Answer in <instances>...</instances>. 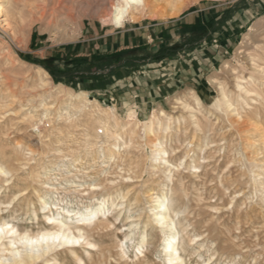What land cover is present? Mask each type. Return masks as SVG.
I'll use <instances>...</instances> for the list:
<instances>
[{
	"label": "rangeland",
	"instance_id": "1",
	"mask_svg": "<svg viewBox=\"0 0 264 264\" xmlns=\"http://www.w3.org/2000/svg\"><path fill=\"white\" fill-rule=\"evenodd\" d=\"M87 1L96 6L102 0ZM154 2L142 14L139 10L133 13L138 21L131 18L127 21L133 27L146 26L149 22L164 23L162 26L167 23L171 29L178 26L175 29L178 42L165 45L176 40L171 34L163 36L162 47L153 45L158 48L156 54L169 49L177 56L160 58L161 55L158 59L146 50L147 45L119 49L124 45L122 42L112 40V35L104 36L118 26L112 22L104 24L99 10H89L86 5L83 8L77 5L70 11L59 9L54 15L47 12L44 19L35 20L46 5L44 0L20 2L21 19L24 18L13 37V0H0L5 15L10 17L12 41L17 42L15 45L0 33V48L4 53L0 49V164L11 172L8 186L0 178V194H3L0 218L5 214L21 231L28 229L35 233L49 228L38 194L51 196L58 208L67 206L76 211L95 207L102 199L118 203L119 193L127 194L123 205L110 207V212L100 218L101 224L86 230L94 247L77 246L76 256L70 247L59 246L48 257V263L40 264L52 263L53 258L64 264H169L163 248L169 230L161 229L151 209L153 197L167 191L171 184L178 199L177 208L183 210H178L175 220L187 247L181 251L186 264H264V147L252 145L260 139L256 128L264 129V78L255 86L259 95L245 94L235 86V76L248 78L252 74L249 67L253 61L264 65V0ZM152 6L166 15L152 18ZM205 7H210L205 11L207 16L220 12V25L231 18L226 27L233 32L238 29L234 43L226 47L224 56L208 75L202 78V72H196L191 87L181 88L146 109L127 108L123 100L115 95L112 98L111 93L88 92L105 88L124 74L166 67L187 59L193 51L197 53V49L190 47L199 44L205 31L190 32L184 26L188 15L201 13ZM242 17L246 23H242ZM60 19H64L63 23ZM226 36L230 37L228 32ZM219 42L217 37L202 48L218 46ZM136 61L144 66L134 65ZM147 61L150 66H145ZM225 63L229 64L228 69L223 68ZM70 74L72 78L66 77ZM42 79L46 85H42ZM219 84L231 95L233 107L247 123H235L233 111L224 106L219 110L216 105ZM79 93L89 102L79 98ZM195 97L200 99L199 104ZM178 98L194 108L185 109ZM160 110L172 117V128L150 137L139 121L149 120ZM131 111L136 117H129ZM99 120H107L123 140L117 142L115 137L106 135ZM162 120L166 121L165 116ZM134 129L138 134L130 142ZM157 137L167 148L169 162L179 166L172 182L161 168L153 167L152 140ZM123 141L127 146L117 150V143L123 146ZM194 165L200 166L199 176L193 174ZM92 184L97 187H91ZM53 186L58 189H52ZM52 210L57 214L58 209ZM194 237L201 247L188 246L189 239ZM120 242L124 243L126 256L121 253Z\"/></svg>",
	"mask_w": 264,
	"mask_h": 264
},
{
	"label": "bare ground",
	"instance_id": "2",
	"mask_svg": "<svg viewBox=\"0 0 264 264\" xmlns=\"http://www.w3.org/2000/svg\"><path fill=\"white\" fill-rule=\"evenodd\" d=\"M24 2L26 0H13V15L11 18L13 19V37L16 36V30L21 24V10L19 8L20 2ZM46 2L45 7L43 8V11L41 12L40 16H38L35 20H42L44 19L47 12H50L51 15H54L56 12H58L59 9L64 10H72L75 6H82L86 5L89 10L97 9L99 10L100 19L104 24H108L112 22L114 25L120 27H123V24L125 21H127L128 18H131L133 20H136L137 18L133 15V13L138 12L143 13L146 8L151 6V4L154 2V0H102L99 5H92L87 0H44ZM93 1V0H92ZM91 1V2H92ZM98 1V0H97ZM184 1V0H182ZM30 2V1H29ZM163 2V1H161ZM170 2V1H169ZM173 2V1H172ZM36 3V2H35ZM155 3V2H154ZM158 3V2H157ZM38 4V3H37ZM34 5V4H32ZM31 5V6H32ZM41 5V4H40ZM164 5V4H162ZM22 6V5H21ZM153 7V6H152ZM160 7V6H159ZM162 7V6H161ZM160 7V8H161ZM155 7H153L154 9ZM169 8V7H168ZM181 8V7H180ZM78 9V8H77ZM163 9V8H162ZM84 10V9H83ZM82 10V12H83ZM165 10V9H164ZM148 11V10H147ZM9 12H11L9 10ZM64 12V11H63ZM94 11L93 13H95ZM98 12V11H97ZM169 12V11H168ZM171 12V11H170ZM167 13V11H166ZM176 12H172L171 14H175ZM12 14V13H11ZM9 14V15H11ZM84 14V13H82ZM89 14V13H88ZM138 14V13H137ZM39 15V14H38ZM57 15V14H56ZM86 15V14H85ZM98 15V14H97ZM166 14L161 9H154L152 11V18H158L165 16ZM168 15V14H167ZM24 16V15H23ZM141 16V15H140ZM139 16V17H140ZM143 16V15H142ZM149 16V15H148ZM10 17H7L4 13L3 7L0 5V33H3L4 36H8L11 41V32H10ZM26 18V16H25ZM30 18V17H29ZM58 18V17H57ZM62 18V17H61ZM68 18V16H67ZM66 18V19H67ZM85 18V17H84ZM87 18V17H86ZM93 18V17H92ZM151 18V14H150ZM65 19V18H64ZM64 19H60L63 23ZM83 19V18H82ZM66 21V20H65ZM72 21V18H71ZM138 21V19H137ZM24 22V21H23ZM31 22V21H30ZM83 22V21H82ZM89 22V21H88ZM25 23V22H24ZM73 24V23H72ZM81 24V23H80ZM12 27V26H11ZM57 27V25H56ZM58 28V27H57ZM2 36V35H1ZM247 40V39H246ZM10 41V40H9ZM248 41V40H247ZM13 42V41H12ZM15 42V41H14ZM13 42V43H14ZM11 43V42H10ZM17 43V42H15ZM14 43V44H15ZM12 44V43H11ZM1 45V44H0ZM16 45V44H15ZM18 46V45H17ZM3 47V46H2ZM9 47V46H8ZM16 48V46H14ZM261 47V46H260ZM18 48V47H17ZM2 49V48H0ZM242 50H240L241 52ZM5 52V51H4ZM3 53V49H2ZM1 53V54H2ZM9 53V52H8ZM244 53V52H243ZM257 53V52H256ZM0 54V56H1ZM4 54V53H3ZM6 54V53H5ZM249 57V56H248ZM5 58V57H4ZM252 63V61H251ZM247 67V66H246ZM224 69L229 68V64L225 63L223 66ZM252 74L248 76H235V86L245 94H254L259 95L260 92L256 89V84L260 79L264 78V65L254 62L252 63L251 67ZM8 69H6L7 71ZM43 70V68H41ZM233 71V69H231ZM8 72V71H7ZM47 75V72L44 71ZM236 72V71H234ZM243 72V71H242ZM5 73V72H4ZM10 73V72H9ZM257 74V75H256ZM7 75V73H6ZM2 76V75H1ZM9 76V75H8ZM11 76V75H10ZM9 76V77H10ZM40 76V75H39ZM8 78V77H7ZM39 78V77H38ZM3 81V80H2ZM213 81V80H212ZM42 85H46L44 82L45 80H41ZM217 83V81H214ZM9 83V82H8ZM41 85V84H40ZM224 85V84H223ZM258 85V84H257ZM220 88V97L217 100V107L220 109L225 108L233 111L232 114L234 115V122L235 123H247V120H242L241 116H239V113L236 112L237 108L233 107V102L230 97L227 95V93L224 91V88L219 84ZM264 86V85H263ZM262 87V86H261ZM7 88V87H6ZM1 89V88H0ZM7 90V89H6ZM13 90V89H12ZM11 90V91H12ZM2 92V91H1ZM9 93V92H8ZM7 93V94H8ZM235 93V92H233ZM237 94V93H236ZM79 98H83L82 100H86V96L82 93L78 94ZM2 97V96H1ZM7 97V96H6ZM85 97V98H84ZM255 97V96H254ZM5 98V97H4ZM241 98V96H240ZM248 98V97H247ZM257 98V97H255ZM253 98V99H255ZM1 99V98H0ZM9 100V98H7ZM216 99V98H215ZM233 99V98H232ZM243 99V98H241ZM251 99V100H253ZM175 100V99H174ZM178 100H181L178 98ZM196 102L199 104L200 99L198 97H195ZM42 101V100H41ZM86 101L89 102V99ZM245 101V100H244ZM254 101V100H253ZM246 102V101H245ZM250 102V101H249ZM257 102V101H256ZM3 103V102H2ZM253 103V102H251ZM181 104H183L185 109H192L186 102H183L181 100ZM197 104V105H198ZM238 104V103H236ZM34 105V104H33ZM42 105L46 107L45 102H42ZM247 105H249L247 103ZM12 106V105H11ZM36 106V105H35ZM86 106V105H83ZM260 107V106H259ZM183 108V109H184ZM49 109V107H47ZM258 109V108H256ZM258 111V110H257ZM112 112V111H111ZM110 112V113H111ZM224 112V111H223ZM229 112V111H228ZM239 112V111H238ZM249 113V112H247ZM3 114V113H2ZM5 114V112H4ZM241 114V113H240ZM111 115L115 116L114 112L111 113ZM130 116H135V112L131 111L129 112ZM191 115V114H190ZM165 116V122L163 123L162 117ZM251 117V115H248ZM253 116V115H252ZM260 116V115H259ZM3 117V116H2ZM70 116L69 118H71ZM193 117V114H192ZM244 117V116H243ZM255 117V115H254ZM109 118V117H108ZM131 118V117H130ZM199 119V118H197ZM258 119V118H257ZM193 120V119H192ZM250 120V119H249ZM252 121V120H251ZM255 121V120H254ZM99 122L102 125V130L105 131L106 135H111L116 138V141L119 142V140H123L121 137V133L115 129H113L112 126H110V123L107 122V120H99ZM144 124L143 131L146 135H149L150 137H153L157 135V133L160 130L168 131L172 128V117L169 115H166L164 110H160L158 113H153L150 116V119L147 121H139ZM196 122V121H195ZM257 123V121H256ZM261 123V122H260ZM196 124V123H195ZM259 125V123H257ZM199 125V124H197ZM251 125V123H250ZM130 126V125H129ZM262 126V124L260 125ZM142 127V126H141ZM233 127V125H232ZM213 128V127H212ZM211 128V129H212ZM207 129V128H206ZM259 132L260 139L256 142H252L253 146L257 147V145H260L264 147V129L261 127L256 128ZM123 130V128H122ZM124 130H126L124 128ZM142 130V129H141ZM236 130V129H235ZM197 132V131H196ZM243 132V131H242ZM137 133L136 129L132 130L130 142L133 138V136ZM138 134V133H137ZM194 135V134H193ZM210 135V134H209ZM258 135V136H259ZM194 137V136H193ZM212 138V137H211ZM246 138V137H245ZM250 138V137H249ZM247 138V139H249ZM252 138V137H251ZM145 139V138H144ZM256 139V138H254ZM233 140V139H232ZM255 141V140H253ZM213 142V141H210ZM234 142V140H233ZM239 143V142H238ZM237 143V144H238ZM125 144L127 146V142L123 141V146L120 143H117V150H120V148L125 147ZM240 144V143H239ZM251 144V143H250ZM249 144V145H250ZM233 145V144H232ZM230 146V145H229ZM152 162L154 168H161L166 175V178L169 182H172L174 179L175 172H179V166H174L172 163L169 162L167 158V148L164 146L162 140L160 138H154L152 140ZM192 147V146H191ZM190 147V148H191ZM194 147V146H193ZM233 147V146H231ZM213 148V147H212ZM211 148V149H212ZM217 148V147H216ZM252 148V146H251ZM254 148V147H253ZM3 149V148H2ZM29 149V148H28ZM193 149V148H192ZM246 149V148H245ZM249 149V147H248ZM191 150V149H190ZM255 150V149H254ZM30 151V150H29ZM188 151V150H187ZM202 151V150H201ZM204 151V150H203ZM216 151V150H215ZM252 151V149H251ZM2 152V151H1ZM6 152V151H5ZM210 152V151H209ZM213 152V150H212ZM217 152V151H216ZM257 152V151H256ZM189 153V152H188ZM215 153V152H214ZM213 153V154H214ZM230 153V152H228ZM233 153V150H232ZM258 153V152H257ZM262 153V152H261ZM5 154V153H4ZM29 154V153H27ZM211 154V153H210ZM250 154V153H249ZM197 155V153H196ZM259 155V154H258ZM202 156V155H201ZM210 156V155H208ZM207 156V157H208ZM214 156V155H212ZM236 156V155H235ZM115 157V156H113ZM232 157V156H231ZM237 157V156H236ZM253 157V156H252ZM233 158V157H232ZM203 159V158H202ZM225 159V158H224ZM227 159V158H226ZM231 159V158H230ZM206 160V159H205ZM214 160V158H213ZM216 160V159H215ZM242 160V159H241ZM253 160V159H252ZM262 159H260L261 161ZM218 161V160H217ZM229 161V160H228ZM232 161V160H231ZM194 162V161H193ZM192 162V163H193ZM227 162V161H226ZM253 162V161H251ZM3 163V162H2ZM214 163V162H213ZM233 163V162H232ZM255 163V162H254ZM11 164V163H10ZM13 164V162H12ZM195 164V162H194ZM217 164V163H216ZM221 165V164H220ZM19 166V165H18ZM218 166V165H217ZM235 166V165H234ZM198 167L200 166H193V174L196 176H199ZM227 168V167H226ZM191 169V168H190ZM208 169V168H207ZM211 169V168H210ZM13 171V170H12ZM229 171V170H228ZM255 172V171H254ZM10 170L7 169L6 166L3 164H0V178H3V181L5 182L4 185H9V175ZM205 173V172H204ZM208 173V172H207ZM224 174V173H223ZM222 175V173H221ZM209 176V175H208ZM12 177V176H11ZM123 178V176H121ZM179 177V176H177ZM206 177V176H205ZM230 177V176H229ZM254 177V176H252ZM251 177V178H252ZM199 178V177H198ZM226 178V177H224ZM233 178H230V180ZM258 179V178H257ZM134 180V179H133ZM205 180V179H204ZM212 180V179H211ZM226 180V179H224ZM208 181V180H207ZM205 181V182H207ZM235 181V180H232ZM258 181V180H257ZM12 182V181H11ZM209 182V181H208ZM219 182V181H218ZM222 182V181H221ZM230 182V181H228ZM255 182V180H254ZM260 182V181H259ZM183 183V182H182ZM12 184V183H11ZM171 184V183H170ZM228 184V183H227ZM172 185V184H171ZM167 189V191L162 192L160 195H156L153 197L154 204L152 205L151 211H153L154 220L158 225H160L162 230H169L168 237L166 239V242L164 244V251L166 253L167 261L169 264H186L185 258L182 254V250L185 251L187 248L184 243V239H181L180 237V231L177 228V222L176 217L179 215V211L183 210L180 208H177V198H175V194L173 193V188ZM179 185V184H178ZM49 187V186H48ZM91 187L96 188L97 184H92ZM213 187V186H212ZM51 188V187H50ZM1 189V187H0ZM52 189H58L55 186L52 187ZM2 190V189H1ZM9 190V189H8ZM226 190V189H225ZM53 191V190H52ZM235 192V191H234ZM184 193V192H183ZM2 194V193H1ZM0 194V195H1ZM6 194V193H5ZM233 194V193H232ZM3 195V194H2ZM153 195V194H152ZM183 195V194H182ZM127 194L126 193H119L118 198L119 202L115 203L114 200L110 198L111 201L108 199H102L99 204L95 207H87L83 211H76V209L70 210L67 206H60L58 208V204L56 203V200L53 199L51 196H48V194H38V200L41 207V210L44 212L46 219L48 220L49 228L46 229H40L37 232H31L30 230L26 229L21 231V229L18 228L15 224H13L10 221V218L7 219L4 216H1L0 218V264H40L41 261L48 263L50 260L48 257L52 254V252L59 246H65L70 247L71 251L76 255L75 248L77 246L82 245H88L93 246L94 243H92L87 235V229H89L91 226H96L98 224H101L103 221L100 219L101 217H104L107 213L110 212V207H117L121 206L125 203V199ZM226 196V195H225ZM252 196V195H251ZM250 196V197H251ZM2 197V196H1ZM151 197V196H150ZM55 198V197H54ZM8 199V198H7ZM231 200V198H230ZM3 201V200H2ZM2 201H0V206L2 205ZM9 201V200H7ZM180 201V200H179ZM203 201V199H202ZM236 201V200H235ZM152 202V203H153ZM7 203V202H6ZM10 203V201H9ZM12 203V201H11ZM250 203V202H249ZM4 204V203H3ZM245 204V203H244ZM255 204V203H254ZM253 204V205H254ZM28 205V203H27ZM244 206V205H243ZM2 207V206H1ZM55 207L57 210V214H54L52 208ZM221 207V206H220ZM219 207V208H220ZM15 208V207H13ZM13 208L10 210V214L13 215ZM225 208V206H224ZM2 208H0L1 211ZM218 209V207H217ZM179 210V211H178ZM245 210V209H244ZM15 211V210H14ZM2 212V211H1ZM181 212V213H182ZM180 213V214H181ZM239 213V212H238ZM11 215V216H12ZM179 217V216H178ZM215 217V216H214ZM237 217V216H236ZM179 219V218H177ZM180 220V219H179ZM178 220V221H179ZM238 222V221H237ZM104 224V223H103ZM212 224V223H211ZM225 228V227H224ZM130 237V234L126 235V238L128 239ZM145 242V241H144ZM190 242V243H189ZM200 243V242H199ZM196 240V237L190 238L188 241L189 245H198L199 247L202 246V244H199ZM145 245V244H144ZM90 247V248H91ZM140 247V246H139ZM142 247V245H141ZM120 249L122 255L126 256V251L124 249V243L120 242ZM195 249V248H194ZM193 249V250H194ZM140 252H143V249H140ZM187 250V249H186ZM223 251V250H222ZM120 253V254H121ZM74 256V255H73ZM77 256V255H76ZM76 261L78 259L76 258ZM143 262V261H142ZM219 263V262H218ZM49 264H64L59 262L57 259L53 258V262Z\"/></svg>",
	"mask_w": 264,
	"mask_h": 264
},
{
	"label": "crops",
	"instance_id": "3",
	"mask_svg": "<svg viewBox=\"0 0 264 264\" xmlns=\"http://www.w3.org/2000/svg\"><path fill=\"white\" fill-rule=\"evenodd\" d=\"M209 8L210 7H205L202 9L201 13L195 15H188L186 20L187 24L184 26L190 32L198 29L205 31V35L199 40V44L190 47L191 50L197 49V53L193 51L192 54L187 56V59L183 58L181 61L177 60L176 62L169 63V66L166 67H151L149 70H139L137 71L138 73L133 72L129 75L124 74L121 77L114 78L111 85H107L105 88L100 87L101 89L95 88L88 92L111 93L112 98H114L115 95L120 100H123V106H128L127 108L135 107L137 109H146V107L150 105H158L161 98L172 96L181 88L191 87V84L195 82L193 77L195 73L201 71L202 73L200 76L202 78L204 75H208V73L212 71V68H214L224 56L226 47L234 43L236 39L234 34L238 32V29L233 32L231 28L226 27L227 23L233 20L231 18H227L225 23L220 25V20H222L221 14H219L220 12L211 14L208 12L210 15L207 16L205 11H209ZM241 20L242 23H246L244 17H242ZM131 23L130 21H125L123 27L120 26L111 32H106L104 36L108 37L112 35V40H119L122 42L124 45L120 46L119 49H130L138 45H147L146 50L155 54L158 59V56L161 55L160 58H170L173 57L174 54L176 55V53L171 52L169 49L164 54H156L158 48L153 47V45L155 44L162 47L163 41L165 40L163 36L171 34L172 36L174 35L176 40H173V42H166L165 45H172L174 42H178L179 37L176 35L175 30L178 26L171 29L168 28L171 25H167V23H165V26H162L164 23L149 22L146 26L138 25L133 27ZM165 28L167 29L166 31H164ZM227 32L230 35L229 38L226 36ZM219 33L224 34L220 35ZM217 37L220 40L218 46L207 45L206 48H202L205 43L208 44L213 42V39ZM154 40L156 41L152 42L151 46H149V43ZM114 46L115 44H113V47ZM148 60H150V58H148ZM130 61H133V59ZM136 62L138 63L134 65L138 67L144 66V64L139 61ZM143 62L145 61L143 60ZM148 65H151L149 61L145 63V66ZM66 77L72 78L73 75L70 74ZM198 84L201 83L198 82ZM121 90L122 93L120 95L119 91Z\"/></svg>",
	"mask_w": 264,
	"mask_h": 264
}]
</instances>
